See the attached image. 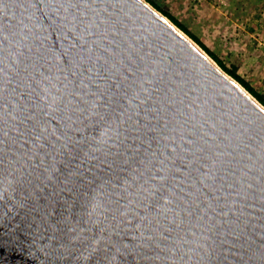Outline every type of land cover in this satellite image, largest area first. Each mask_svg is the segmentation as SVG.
<instances>
[{
  "label": "water",
  "instance_id": "1",
  "mask_svg": "<svg viewBox=\"0 0 264 264\" xmlns=\"http://www.w3.org/2000/svg\"><path fill=\"white\" fill-rule=\"evenodd\" d=\"M166 18L0 0V264H264V105Z\"/></svg>",
  "mask_w": 264,
  "mask_h": 264
},
{
  "label": "rangeland",
  "instance_id": "2",
  "mask_svg": "<svg viewBox=\"0 0 264 264\" xmlns=\"http://www.w3.org/2000/svg\"><path fill=\"white\" fill-rule=\"evenodd\" d=\"M148 2L157 6L156 8L171 22L173 21L164 11L177 18L186 26L189 33L173 23L212 60L218 64L200 42L206 45L226 67L235 69L241 77L264 95V0H151ZM190 33L200 42L191 37ZM252 96L258 100L254 95Z\"/></svg>",
  "mask_w": 264,
  "mask_h": 264
},
{
  "label": "trees",
  "instance_id": "3",
  "mask_svg": "<svg viewBox=\"0 0 264 264\" xmlns=\"http://www.w3.org/2000/svg\"><path fill=\"white\" fill-rule=\"evenodd\" d=\"M151 1V0H148ZM153 3V2H152ZM157 7V6H156ZM164 13L182 30L186 31L189 33L188 29L186 26L181 23L177 18H175L173 15L168 13L167 11H164ZM191 34V33H190ZM191 37H194L198 42L199 39H197L193 34L190 35ZM202 44V47L212 56L214 59L218 62V64L229 74L231 75L234 79H236L241 85H243L252 95H254L263 105H264V95H262L260 92L256 90L255 87H253L248 81H246L243 77H241L235 69L228 68L226 65L211 51L208 49L206 45L200 42Z\"/></svg>",
  "mask_w": 264,
  "mask_h": 264
},
{
  "label": "bare ground",
  "instance_id": "4",
  "mask_svg": "<svg viewBox=\"0 0 264 264\" xmlns=\"http://www.w3.org/2000/svg\"><path fill=\"white\" fill-rule=\"evenodd\" d=\"M171 24H173L168 18H166ZM175 26V25H174ZM177 28V27H176ZM179 30V29H178ZM180 31V30H179ZM182 34H184L188 39H190L217 67L220 68V70H222V68L214 61L212 60L204 51L201 47H199L189 36H187L185 33H183L182 31H180ZM223 71V70H222ZM236 83H238L237 81H235ZM238 85L240 87H242L248 94L249 92L241 85L238 83ZM250 95V94H249ZM253 97V96H252ZM254 98V97H253ZM255 99V98H254ZM256 100V99H255ZM257 101V100H256ZM258 102V101H257ZM259 103V102H258Z\"/></svg>",
  "mask_w": 264,
  "mask_h": 264
}]
</instances>
